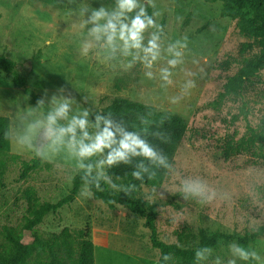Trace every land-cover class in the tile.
<instances>
[{"label": "rangeland", "instance_id": "rangeland-1", "mask_svg": "<svg viewBox=\"0 0 264 264\" xmlns=\"http://www.w3.org/2000/svg\"><path fill=\"white\" fill-rule=\"evenodd\" d=\"M82 2L92 8L113 4V0ZM155 2L163 13L158 23L163 25L167 41L186 35L189 42L185 64L175 70L177 84L167 91L158 81L147 80L139 64L125 71L80 57L78 34L72 27L76 18L68 15L69 7L75 5H68L67 0H0V55L14 62L16 72L39 98L45 92L50 97L64 88L81 107L93 111L120 97L179 115L186 132L175 151L174 168L181 176L206 179L218 190L229 192L231 200L208 205L185 201L174 191L178 179L169 173L160 186H140L135 195L143 200L153 188L163 193V199L149 201L158 212V239L193 249L213 233L244 237L253 232V218H264V208L255 207L246 193L249 169H264V161L244 153L225 160L223 152L228 141L244 138L248 126L257 128L264 119V70L234 91L227 85L253 60L258 47L222 15L221 2ZM181 69L195 73L196 87L178 105H172L168 97L179 92L184 79ZM28 107L29 97L21 88L13 87L10 75L0 72V116L7 117L11 124L10 113ZM32 158L33 154L11 143L9 152L0 155V256L8 250L2 237L5 227L18 234L29 208L54 204L72 188L76 174L71 165L59 158L56 163L40 160L37 168L23 171L21 162ZM81 190L70 203L47 214L34 233L52 240L66 228L78 240V231L87 232L94 245L95 264H157L159 253L151 246L143 218L86 199L80 195ZM233 242L238 243L234 239L212 248L213 258L220 256L226 264L228 245ZM247 247L264 255V236L249 240Z\"/></svg>", "mask_w": 264, "mask_h": 264}, {"label": "clouds", "instance_id": "clouds-1", "mask_svg": "<svg viewBox=\"0 0 264 264\" xmlns=\"http://www.w3.org/2000/svg\"><path fill=\"white\" fill-rule=\"evenodd\" d=\"M67 4L75 5L69 7L68 15L76 18L72 27L78 34L80 57L110 67L119 66L125 71L139 64L144 77L158 81L161 89L167 91L176 86L175 70L185 64L188 37L167 41L164 27L158 23L163 13L157 9L155 0H113L111 6L98 8L82 0L79 3L67 0ZM149 8L153 9L151 14ZM181 70L184 79L179 84V92L168 97L172 105H178L196 87L195 73ZM10 116L5 138L16 149L29 152L42 162L56 163L59 158L71 165L73 174L82 173L80 195L86 199L94 197L93 189L104 191L102 185L115 193L129 196L136 193L135 184L117 183L120 177L114 180L109 172L114 167L127 165L132 168V178L139 181L145 177L154 180L157 170H165L178 179L174 191L185 201L208 205L231 200L229 192L218 190L200 176H181L164 151L149 141L151 111L138 114L140 127L130 128L111 112L105 114L81 107L70 92L60 88L50 97L45 92L35 107L19 108ZM151 136L161 143L170 141L165 132H152ZM248 174L247 196L255 207L264 208V169L250 168ZM157 197L163 199V193L153 188L144 199L154 201ZM262 225L264 218H253L250 228L258 232ZM228 253L226 264H264V255L253 247L233 242L228 245ZM194 255L196 264H225L220 256L213 258V249L208 246L197 248ZM161 259L165 264L173 261L171 254H164Z\"/></svg>", "mask_w": 264, "mask_h": 264}, {"label": "trees", "instance_id": "trees-1", "mask_svg": "<svg viewBox=\"0 0 264 264\" xmlns=\"http://www.w3.org/2000/svg\"><path fill=\"white\" fill-rule=\"evenodd\" d=\"M205 1L209 3L221 2L222 15L233 21L239 32L252 39L258 47V52L255 54L253 60L246 63L240 73L229 81L227 89L234 91L236 88L241 87L243 83L245 86L247 81L252 77L258 76L264 70V0ZM148 11L151 14L150 8ZM0 72L10 75L13 87L21 88L23 93L29 97V105L31 107L36 106L39 97L33 90L27 87L26 81L16 72L14 62L1 55ZM100 111H103L105 114L111 112L115 118L123 119L130 128L134 129L140 127L137 115L151 111L153 113L151 117L152 124L149 127V136L147 138L151 143L162 149L170 162H173L175 151L186 132V124L179 115L159 111L151 105L120 97L114 98L106 107L95 112ZM161 120H163V123H161ZM9 126V119L0 116V155L10 150V142L5 138V131ZM157 131L168 134L170 141L165 144L152 137L151 133ZM239 153L249 155L255 160L264 161V119L257 128L248 126L244 138L231 140L226 143L223 152L225 160ZM21 163L23 171L28 172L39 166L40 159L34 157L28 162L22 161ZM109 172L114 180L116 177H120L118 182L125 185L133 183L137 186V189L140 186H160L168 173L162 169L157 170V176L154 180H148L145 177L144 181H139L132 178L131 166L120 165L109 169ZM81 176L82 173L74 176L69 194L58 202L54 204L45 203L38 207L29 208L28 215L25 217L18 234L11 228L5 227L3 229L2 237L8 246V250L0 256V264H95L94 245L88 238L87 232L78 231V240L74 239L73 235L66 228L52 240H43L34 233L36 226L42 222L47 214L56 212L75 198L83 186ZM102 187L104 191L93 189V199L101 201L109 209L127 210L144 219V224L149 231L151 246L158 250L159 264H165L161 259L164 254H171L173 261L191 264L195 261L194 254L199 247L208 246L216 248L219 243L232 242L234 239L239 244L247 247L249 240L264 236V225H262L258 232H252L244 237L213 233L208 237H203L193 249L181 248L176 244H166L157 237L155 221L158 212L154 204L136 197L135 193L129 196L124 193L112 192L110 189H107L106 185H102ZM33 254H36V256L33 257ZM173 261L168 262V264H172Z\"/></svg>", "mask_w": 264, "mask_h": 264}]
</instances>
